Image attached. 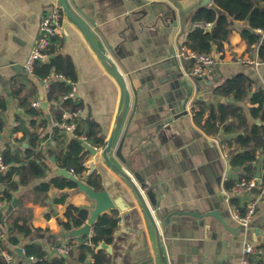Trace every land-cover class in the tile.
Here are the masks:
<instances>
[{"label": "crops", "instance_id": "obj_1", "mask_svg": "<svg viewBox=\"0 0 264 264\" xmlns=\"http://www.w3.org/2000/svg\"><path fill=\"white\" fill-rule=\"evenodd\" d=\"M67 1L85 23L97 45L105 49L102 36L90 24V18H95L96 26L110 46H119L118 62L107 54L123 74L129 92L121 130L122 133L127 126L121 154L132 170L142 172L149 185L148 189L143 187V191L149 190L150 201L164 214L173 211L201 212L207 208L206 201H213L212 206L220 213H224L227 206L230 212L237 210L241 215L245 214L248 203L255 198L257 191L254 188L247 192L225 189L226 181L235 182L244 174L243 167L230 164L231 148L221 143L225 137L224 131L216 136L206 135L195 124L193 110L197 102L218 104L228 101L243 107L252 121L248 99L234 102L212 92L215 86L237 74L247 76L258 88L264 89V66L255 69L243 64L245 58L256 55V47L248 48L241 37V31L247 28V24L230 21L232 33L224 44L222 54H212L216 64L201 77L203 84L198 89L193 86L184 112L169 86L171 80L168 76L176 73L175 67L170 64L169 50L170 45L174 47L180 70L189 75L192 63L178 54L180 48L184 47L182 43L187 34L198 28L192 25L191 16L182 19L168 0ZM54 5H58L57 0H0V101L5 104L1 116L0 155L9 149L21 161L25 157V150L30 148L29 134L33 129L24 108L11 95V84L19 80L28 90L34 86L35 95L30 99L31 104L38 102L41 108L40 103L46 101L43 81L39 82L33 75L26 74L24 63L38 36L41 18ZM167 7L176 12L177 28L171 39L172 44L170 33L173 27ZM78 9L83 14L78 13ZM83 16L88 19L85 20ZM204 29L209 30L210 24ZM51 47H55V53L68 58L72 64L75 75L73 97L82 106L79 121L89 120L98 125L106 142L120 107L121 88L118 80L91 50L80 29L65 17ZM129 83L137 91L136 101ZM41 110L48 117L50 105L46 113ZM54 124L51 122L45 130H38L41 139L35 152L40 150L45 155L48 150H55L56 145L50 135ZM45 135L48 137L43 138ZM71 138L66 134L64 144ZM94 161L89 154L88 161L84 163L87 173L89 164ZM44 163L47 169L41 178L33 179L26 186H19L10 202L0 201V204L5 228L18 219L27 221L34 229L47 231L46 234L33 231L31 240L54 256L57 252L52 250L47 236H56L61 244L67 242L59 237V230L62 229L59 222L64 220L67 205L85 208L89 213L94 208V202L77 188L51 187L47 192L37 191L39 185L61 177L57 171L62 168L57 167L53 156L46 155ZM93 173L97 175L96 171ZM260 174L262 177V166ZM62 196H65L64 202L59 201ZM130 197L140 220L137 221L133 215L124 220L119 217L112 241L115 244L113 252L117 255L116 262L124 259L131 264H159L153 236L147 230L145 218L135 199L132 195ZM13 200L16 205L9 210ZM145 200L150 207V202ZM227 221L230 228L237 229L239 223L232 215ZM158 228L168 264H238L245 245L254 249L252 255L264 253V197L257 201L250 224L246 229L238 230L237 234L225 231L214 220H210V227L205 230L191 216H173L164 229L159 224ZM83 242V237L74 239V245ZM17 248L21 246H7L14 264L23 260L16 252ZM63 256L66 258L65 264H79L76 249L72 251V256ZM84 264H92L90 256L86 257Z\"/></svg>", "mask_w": 264, "mask_h": 264}, {"label": "trees", "instance_id": "obj_2", "mask_svg": "<svg viewBox=\"0 0 264 264\" xmlns=\"http://www.w3.org/2000/svg\"><path fill=\"white\" fill-rule=\"evenodd\" d=\"M215 8H218V11ZM232 20L247 24V28L241 31V37L248 48L256 47L258 59L264 62V35L256 33L257 30L264 33V0H213L212 6L199 9L191 16L192 25L198 28L187 34L182 46L200 55L222 53L224 44L232 33L230 28ZM207 24H210L209 30L204 29ZM55 49L50 47L49 62L36 64L32 74L39 82L51 76L61 77L51 80L45 94V99L50 105L48 117L40 107L34 108L30 103V99L35 95V87L28 90L19 80L12 81L11 95L18 100L29 116V124L33 132L29 134L30 148L25 150L22 161L12 155L9 149L4 150L0 155L5 167L0 170V201L10 202L12 194L19 186H26L33 179L41 178L47 169L44 163L46 155L54 157L57 167L72 170L81 181L96 191L100 190L98 175L86 174L84 163L88 161L89 154L82 143L76 138H71L65 145L66 133L57 126H53L50 130L51 138L56 145L55 150H48L45 155L40 150L35 152L41 139L38 130H45L51 122L61 123L64 111H78L82 107L74 97L61 100L70 91L66 81L73 83L75 75L69 59L56 54ZM212 92L224 99H233L234 102H244L248 99L250 105L248 112L252 121L249 120L243 107L228 101L218 104L197 102L193 110L195 124L206 135L216 136L221 130L224 131L225 137L221 143L231 148L230 164L243 167L244 174L237 181L225 182V189L232 191L240 182H248L254 178L256 164L259 158L264 156V89L258 88L247 76L237 74L215 86ZM0 108L4 112L3 101H0ZM2 127L3 122L0 118V132ZM74 134L84 136L93 147L102 148L105 145L99 126L92 121H77ZM46 137L48 136L45 135L43 138ZM261 166L264 169V160ZM51 187L76 188L68 179L59 177L39 185L36 190L47 192ZM64 199L65 196H62L59 201L64 202ZM88 216L89 213L85 208L67 205L64 220H61L59 225L64 231L77 229L85 224ZM119 220L116 211L99 216L91 228L89 245H74L75 238H68L65 244H61L56 236L52 237L53 235L47 236V242L53 247L67 246L69 248L67 257L72 256V251L76 249V261L79 264H84L87 256H90L92 264H110V256L104 250H96V247L100 244L108 246L112 244ZM33 231L36 234L47 233L45 230L34 229L25 220L17 219L7 224L6 239L0 242V264H4L1 252L3 250L9 252L7 250L9 245L21 246L24 251L23 257L26 259L33 257L34 261H29L28 264H65L66 258L62 254L57 252L54 256H50L47 249L31 240ZM249 260L251 264H264V253L250 255ZM18 264L25 263L20 259Z\"/></svg>", "mask_w": 264, "mask_h": 264}, {"label": "water", "instance_id": "obj_3", "mask_svg": "<svg viewBox=\"0 0 264 264\" xmlns=\"http://www.w3.org/2000/svg\"><path fill=\"white\" fill-rule=\"evenodd\" d=\"M57 1L58 6L61 8L63 17L68 19L80 29L91 50L96 54V56H98V58H100L105 67L114 74L121 88L120 107L117 112L111 132L105 142V145L102 148L94 149L82 143L84 149L90 154L91 157L95 159L94 162L89 164V171L87 174L90 175L94 171L97 172V175L100 178V190H94L92 187L88 186L75 175L71 174L67 169L62 168L57 171V174L59 176L74 183L78 191L84 193L89 200H92L94 202V208L89 212V216L85 224L80 228L72 229L70 231H64L63 229H60L59 237H61L62 239L86 237L90 233L91 228L98 217L111 211L118 212L120 214L119 217L122 220H124L129 215H133L135 219L139 221L140 215L137 211L136 205L131 200L130 195H132L135 199L137 206L139 207L142 215L145 218V223L149 234L153 236L159 264L168 263L164 253L158 224L160 228L164 229L170 223V220L173 216H191L193 218H196V220H198V225L202 226L205 230L209 229L210 220H214L225 231H228L232 234H237L239 232L238 230L246 229L247 227L241 224L237 225L238 227L236 230L230 228L227 221L228 218H231L230 210L226 206L224 213H220L217 208H214L212 206L214 205L213 201H206L205 206L207 208L201 212L173 211L165 214L163 210L157 208V206L152 201H150L149 190L143 191V187H146L148 189L149 185L145 182L142 172L132 170L130 168V164L122 157L121 154V148L126 134L127 126L124 128L122 133L121 130L129 103V92L128 85L123 74L119 71L113 60L107 54L108 52L110 56L116 62H118L119 56L117 52L119 50V46L112 47L108 44L102 33L99 31L98 26H96L97 24L95 18L88 19L86 16H83L85 20H90V24L93 25L96 31L100 33L106 50L97 45L93 40V37L85 23L73 12L72 8L69 7L68 1ZM168 1L176 10L177 14L182 17V19H187L188 17L192 16L197 10L206 8L209 4H211L212 6L213 4V0ZM167 9L169 10L171 24L173 27L170 33V44H172L171 39L177 28V22L175 19L176 12L170 7H167ZM215 10L218 11V8H215ZM77 12L80 14L82 13L80 9H78ZM169 56L171 58V66H174L176 69V73L168 76V78L171 80L169 84L171 94L175 96L177 103L181 105V108H183V111L185 112V105L192 94L193 86L195 87V89H198L203 83L201 82V77L185 75L180 70L179 59L176 56L174 47L171 45ZM129 87L136 101L137 91L130 83ZM40 106L46 113L48 103L46 101H42L40 103ZM221 131L223 132V130ZM263 160L264 156H261L256 164V179L261 178L260 171L261 163ZM145 198L148 200V202H150L149 205L151 209L148 206ZM15 203V200H13L11 206L9 207V210H11L16 205ZM52 237L54 238L55 236L53 235ZM114 248V243L109 246L106 244H100L96 247V250H104L110 256V264H131L129 262H126L124 259L120 263L116 262L117 255L113 252ZM16 252L19 256L22 257L25 263L28 262V259L23 257L22 248H17ZM133 264L141 263L137 262Z\"/></svg>", "mask_w": 264, "mask_h": 264}, {"label": "built area", "instance_id": "obj_4", "mask_svg": "<svg viewBox=\"0 0 264 264\" xmlns=\"http://www.w3.org/2000/svg\"><path fill=\"white\" fill-rule=\"evenodd\" d=\"M62 21H63V14L61 8L58 5L52 6L47 12V14H45L41 18L38 27V31H39L38 36L34 40L29 56L24 63V71L26 74L32 75L34 66L36 64L49 62V56H50L49 49L54 43L57 30L61 25ZM256 32L264 35V33L261 30H257ZM219 54L222 53H217V55ZM178 56L183 57L184 59L192 63L191 64L192 67L189 70V75L193 77L204 76L209 71H211L216 64V59L212 54L211 55L196 54L185 47L180 48V53L178 54ZM243 64L247 66H252L255 69L264 66V62L260 61L257 55H255L253 58H245L243 60ZM53 78L60 79L61 77L51 76L49 78L44 79L43 83L46 91ZM66 82L70 87V91L65 96H63L61 100L72 98L74 96L75 89L73 83H71L70 81H66ZM38 106H39L38 102L32 103V107L35 108ZM2 113H3L2 109L0 108V118L2 116ZM79 115H80V110L72 111V112L64 111V113L62 114V122L55 123L54 126H57L58 128L62 129L63 132L71 135L73 138H76L81 143H84L94 149H97L96 147L90 145V143L87 142L84 136H76L74 134L77 121H79ZM4 168L5 167L2 164L0 158V170H3ZM69 172L75 175L72 170H70ZM251 188L256 189L257 194L255 198L248 203L245 214L241 215L237 210L231 211V215L233 216V218L239 224L245 227H247L251 222V219L255 213L257 201L263 198L264 195V169H263V175L260 179H254L248 182L242 181L235 186V190L238 192H247ZM91 235H92V229L88 234V236L83 237L84 242L82 244L89 245L90 244L89 239ZM5 239H6V228L2 221L1 204H0V242L4 241ZM52 250L62 255H67L69 252V248L65 245H61L60 247H52ZM253 252L254 249L250 245H245V247L242 249L241 257L238 264H251L249 260V256L252 255ZM22 254H24L23 249H22ZM1 256L4 260V264H14L12 254L7 252L6 250H3L1 252ZM28 261H34V258L30 257Z\"/></svg>", "mask_w": 264, "mask_h": 264}]
</instances>
